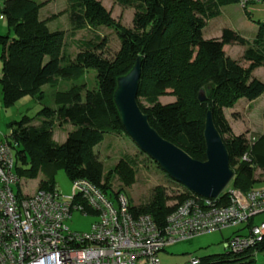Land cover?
I'll return each instance as SVG.
<instances>
[{
	"label": "trees",
	"instance_id": "trees-1",
	"mask_svg": "<svg viewBox=\"0 0 264 264\" xmlns=\"http://www.w3.org/2000/svg\"><path fill=\"white\" fill-rule=\"evenodd\" d=\"M113 1L134 9L131 28L114 20L99 0H70L68 11L73 31L107 26L115 30L120 41L119 50L111 59L102 54L104 39L83 41L82 50L72 59L64 50V32L50 31L47 20L39 18L44 2L3 0L1 15L13 36L9 31L0 34L2 103L10 106L23 95L40 99L44 84L58 78L72 81L67 89L55 92L54 106L44 105L35 116L22 115L9 123L12 131L7 140L14 149L15 172L31 178L42 172L38 189L53 190L55 171L63 169L70 180L86 178L108 198L116 199L121 190L112 189L111 178L117 175L123 185H131L135 181V159L125 156L112 170L104 172L93 147L103 140L105 133H126L112 95L116 78L127 73L140 58L137 102L151 126L192 158L205 160L203 130L206 112L210 110L229 153L232 186L242 191L254 188L260 180L255 177V170L260 168L264 172V132L250 150V161H242L240 157L248 150L246 137L234 135L223 114V108L233 107L241 98L251 101L264 92V81L253 76L255 68L264 67V22L253 20L245 9L253 1L244 6L246 17L258 24L252 43L230 28H223L219 39L202 36L208 19L218 16L222 6L240 0ZM96 38L100 39L98 35ZM230 43L246 45L242 57L248 61L247 66L225 54L223 46ZM88 68L96 70V86L92 89L76 83ZM200 90L205 94L203 101L198 98ZM166 94L173 95L175 100L161 103L159 96ZM36 117L41 118L39 123L31 124ZM56 120L74 125L61 143L52 139ZM176 183L184 188L182 193L172 197L165 187L155 186L147 202L129 204L131 212L150 214L156 224L162 225L176 203L191 194ZM223 198L226 200L227 193ZM171 199L177 202L167 205ZM259 249L264 250V243ZM199 258L198 264H257L251 250Z\"/></svg>",
	"mask_w": 264,
	"mask_h": 264
},
{
	"label": "built area",
	"instance_id": "built-area-1",
	"mask_svg": "<svg viewBox=\"0 0 264 264\" xmlns=\"http://www.w3.org/2000/svg\"><path fill=\"white\" fill-rule=\"evenodd\" d=\"M250 1L261 0L239 3ZM255 139L246 138L248 150L240 160L250 161ZM14 166L6 137L0 140V264H160L158 253L169 245L227 228L237 229L225 240L227 251L251 250L254 256L264 243V220L253 221L264 212V187L223 188L215 197L191 192L158 225L150 214H133L124 194L112 200L86 178L72 180L69 195L57 187L24 191ZM75 211L95 216L88 231L66 225ZM199 262V257L190 259V264Z\"/></svg>",
	"mask_w": 264,
	"mask_h": 264
},
{
	"label": "rangeland",
	"instance_id": "rangeland-1",
	"mask_svg": "<svg viewBox=\"0 0 264 264\" xmlns=\"http://www.w3.org/2000/svg\"><path fill=\"white\" fill-rule=\"evenodd\" d=\"M35 1L44 2V5L39 10V18L47 20L49 30H62L64 32V50L72 59L82 50V42L87 40L100 42L101 39H104L105 44L102 49V54L106 58H113L119 50V38L115 30L111 27L100 26L95 30L84 28L73 31L68 11L70 0ZM99 1L106 10L110 11L111 17L114 20L119 21L125 27L131 28L133 26V8L121 6L113 0ZM2 4L3 0H0V34H5L9 31L10 36H13V31L9 29L6 20L1 15ZM245 9L250 13L253 20L264 22V0L250 2L246 5ZM245 9L240 3L222 6L218 16L207 20L202 30V36L204 38L219 39L222 29L230 28L252 43V40L258 32V24L246 17ZM97 35L100 37L98 40L96 38ZM245 48L246 45L241 43H230L223 46V51L225 54L236 59L240 64L245 65L247 62L242 57ZM1 54L2 47L0 45V56ZM1 65L2 60L0 59V75ZM255 77L264 81L263 67L256 71ZM71 83V80L67 81L58 78L51 84H44L42 86L44 93L42 98L39 99L36 96L23 95L10 106H5L2 103L0 93V140H4L7 137L10 122L19 120L22 115L29 117L35 116L38 110L44 105L54 106L53 98L55 92L67 89ZM76 83H84L85 87L89 89L94 88L96 86V70L94 68L86 69L83 75L76 80ZM174 100L175 97L173 95L166 94L159 96L161 103H168ZM141 103L147 106L145 100L141 99ZM236 103L237 105L233 106L234 109L232 112L229 108H223V114L229 125L230 123L232 124V127L231 125L230 127L234 135L244 134L248 139L251 136L256 138L251 145L252 149L258 136L264 130V92L251 102L250 107L242 105L243 103H247V99L245 98H243L242 102L238 100ZM40 119V117L33 118L31 124L37 125ZM73 129L74 125L71 123H60L56 120L53 126L52 139L57 143H61L66 139L68 132ZM93 150L103 163L104 172L112 170L118 161L125 156H130L135 159V181L131 185H123L117 175H113L111 178L112 189L118 190L120 188L121 193L126 196L131 206L147 202L155 186L165 187L167 194L172 197L184 191L182 186L171 181L145 153L140 151L126 133H105L103 140L94 146ZM19 164L26 166L20 161ZM255 177H258L260 180L255 183L254 188L264 187V172L260 168L255 170ZM20 178L21 184H19V187L29 192L38 186V182L43 178V175L42 172H39L33 178L26 175L20 176ZM54 181L57 189L63 195H69L72 192V180H70L63 169L55 171ZM19 187L14 186V189L18 191ZM232 187V180H230L224 189L230 190ZM176 202V199H171L167 201V205H174ZM94 220L95 216L93 214L84 215L75 211L66 220V225L72 231H88ZM263 220L264 212L257 214L253 219L255 223ZM234 231H236V228L208 232L169 245L165 250H161L158 253L160 264H190V259L193 256L201 257L205 255L225 254L227 252L224 247L225 240L227 237L232 236ZM254 258L257 264H264V250L260 249L254 255Z\"/></svg>",
	"mask_w": 264,
	"mask_h": 264
},
{
	"label": "water",
	"instance_id": "water-1",
	"mask_svg": "<svg viewBox=\"0 0 264 264\" xmlns=\"http://www.w3.org/2000/svg\"><path fill=\"white\" fill-rule=\"evenodd\" d=\"M141 72V60L136 58L129 71L116 78L113 102L126 134L135 145L149 156L174 181L190 192L215 197L229 183L233 170L229 165V153L218 131L210 110L206 112L203 136L205 160L192 158L182 148L162 137L151 126L148 115L137 102V90ZM199 100L205 99L200 90Z\"/></svg>",
	"mask_w": 264,
	"mask_h": 264
},
{
	"label": "crops",
	"instance_id": "crops-1",
	"mask_svg": "<svg viewBox=\"0 0 264 264\" xmlns=\"http://www.w3.org/2000/svg\"><path fill=\"white\" fill-rule=\"evenodd\" d=\"M246 61V60H245ZM247 62V64H245V65H243V64H241L242 66H247L248 65V61H246ZM261 67H263V66H260V67H257V68H255L254 70H253V76L255 77V73H256V71L258 70V69H260ZM264 68V67H263ZM240 102H242L243 101V98H241L240 100H239ZM253 100H251V101H249V100H247V103H243L242 105H245V107H247V106H249L250 107V104H251V102H252ZM235 105H237V103L235 104ZM230 110H231V112L233 111V109H234V107H232V108H229ZM230 125H231V127H232V124L230 123ZM247 129H249V128H247ZM245 130V129H244ZM263 132H264V130H263ZM262 132V133H263Z\"/></svg>",
	"mask_w": 264,
	"mask_h": 264
}]
</instances>
